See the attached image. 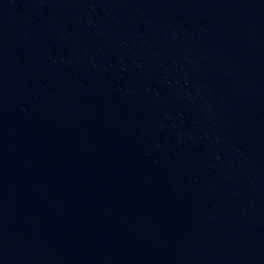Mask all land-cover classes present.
I'll return each mask as SVG.
<instances>
[{
  "label": "water",
  "instance_id": "obj_1",
  "mask_svg": "<svg viewBox=\"0 0 264 264\" xmlns=\"http://www.w3.org/2000/svg\"><path fill=\"white\" fill-rule=\"evenodd\" d=\"M236 264H264V227Z\"/></svg>",
  "mask_w": 264,
  "mask_h": 264
}]
</instances>
